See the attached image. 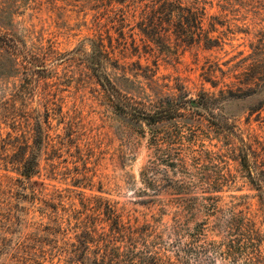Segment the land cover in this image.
I'll use <instances>...</instances> for the list:
<instances>
[{"label": "rangeland", "instance_id": "1", "mask_svg": "<svg viewBox=\"0 0 264 264\" xmlns=\"http://www.w3.org/2000/svg\"><path fill=\"white\" fill-rule=\"evenodd\" d=\"M205 1L202 24H215L217 45L171 41L116 68L105 63L118 97L131 105L126 111L109 101L87 68L98 32L104 47L121 48L114 25H95L99 0H0V35L44 66L26 80L38 84L42 100L29 89L11 99L25 85L26 58L19 55L17 69L3 73L8 62L0 55V99L11 100L19 122L23 111L40 120L50 137L40 143L39 172L26 187L0 167V264H63L55 246L62 236L49 229L55 225L49 213L59 199L78 205V190L116 201L140 221L163 224L172 216L173 180L187 184L184 191L221 195V203L244 196L251 210L262 212L264 185L251 180L264 171V0ZM140 109L162 116L149 123L135 114ZM74 143L86 164L75 157ZM76 173L90 176V186H73ZM148 197L153 202H139Z\"/></svg>", "mask_w": 264, "mask_h": 264}, {"label": "trees", "instance_id": "2", "mask_svg": "<svg viewBox=\"0 0 264 264\" xmlns=\"http://www.w3.org/2000/svg\"><path fill=\"white\" fill-rule=\"evenodd\" d=\"M205 2L99 0L101 10L95 16V25L97 28L107 23L114 25L116 40L121 48L104 47L102 33L98 32L92 39L94 47L87 68L104 89L109 101L115 102L122 110L131 109L128 101L118 97V90L106 72L107 61L116 68L121 66L120 60L125 62L139 55L141 50L146 51V47H170L171 41L184 46L198 43L207 47L217 45L218 37L211 35L217 30L215 24L210 23L206 29L202 24L205 15L202 3ZM12 46L8 39L0 35V49L4 50L0 55L8 62V71L3 69V73L17 69L19 55L26 58L23 51ZM24 62L25 85L17 87L10 98L24 97L29 89L38 100H42L38 84L26 80L37 77L44 66L27 58ZM10 101L9 98L0 99L3 106L0 109V167L16 173L18 177L7 176L10 180L14 179L17 185L26 187L35 181L32 178L39 172L40 143L45 141L48 144L50 137L43 133L41 121H33L27 111H23V120L19 122ZM135 114L139 119L156 123L162 111L144 112L140 109ZM2 125L10 130L3 131ZM73 147L75 157L86 164L83 149L78 143H74ZM243 166L251 168L244 162ZM77 174L72 177L73 186H90V176ZM251 181L257 187L263 186L264 171ZM172 182L178 189L170 199L172 216L165 224L156 218L140 221L124 207L118 206L116 201L101 195H85L81 190L75 193L78 205L72 201L62 204L59 199L52 206L54 211L49 213V218L55 222L49 229L62 236V246L58 242L55 246L63 251V264H189L191 259L201 260L209 253L213 256L207 257L205 264H214L216 260L221 264H264V191L258 193L262 207V212L258 213L251 210L244 196H231L227 203H221V195L184 191L182 188H187V184L177 180ZM56 195L57 198L62 197L60 193ZM153 200L154 197H148L139 202L151 203ZM59 210L63 213L58 214Z\"/></svg>", "mask_w": 264, "mask_h": 264}]
</instances>
